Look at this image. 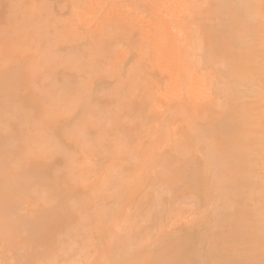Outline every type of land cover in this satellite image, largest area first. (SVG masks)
Here are the masks:
<instances>
[{"label":"bare ground","instance_id":"1","mask_svg":"<svg viewBox=\"0 0 264 264\" xmlns=\"http://www.w3.org/2000/svg\"><path fill=\"white\" fill-rule=\"evenodd\" d=\"M263 113L264 0H0V264H264Z\"/></svg>","mask_w":264,"mask_h":264},{"label":"rangeland","instance_id":"2","mask_svg":"<svg viewBox=\"0 0 264 264\" xmlns=\"http://www.w3.org/2000/svg\"><path fill=\"white\" fill-rule=\"evenodd\" d=\"M159 8H160V10L162 11V13L165 15L166 18H168L171 22L174 21L175 15H174V12L171 10L169 4L163 3V1H162V2L160 3V5H159ZM223 51H224V53H225V50H223ZM227 51H228V50H227ZM226 53H227V52H226ZM229 53H230V52H229ZM230 54H231V53H230ZM242 56H243V55H242ZM225 57H228V56L225 55ZM233 57L235 58L236 56H234V55L230 56V58H233ZM238 57H241V55L238 54L237 58H238ZM223 59H226V58L223 57ZM230 61H231V60H230ZM263 119H264V113H263ZM263 122H264V120H263ZM140 171H141V169H138V170H137V173L140 172ZM137 173H135V174L137 175ZM140 174H141V172L139 173V175H140ZM137 176H138V175H137ZM193 209H194V207H191V208H190V211H192ZM20 215H21V214H20ZM23 215H24V214H22V216H23ZM17 216H18V215H17ZM85 230H86V228H85ZM87 230H88V227H87ZM83 232H85V231H83ZM83 232L81 233L82 235L85 234V233H83ZM86 233H88V232H86ZM85 235H86V234H85ZM85 235H84V237H85ZM79 237H81V236L79 235ZM82 238H83V237H82ZM82 238H81L80 240H82V242H83L84 238H83V239H82ZM85 238H86V237H85ZM77 239H78V237H77ZM85 240H86V239H85ZM85 240H84V241H85ZM87 240H88V236H87ZM85 242H86V241H85ZM78 243H79V244H78ZM78 243H77V244L80 245V244H81V241L78 242ZM83 243H84V242H83ZM77 244L74 243L75 246H76ZM84 244H87V243H84ZM74 245H73V250H74V253H75V252H77L78 250L74 249V248H75ZM78 245H77V248H78ZM85 246H86V245H85ZM85 246H84V248H85ZM87 246H88V245H87ZM81 247H82V245H81ZM81 247H80V248H81ZM84 248H83V249H84ZM78 249H79V248H78ZM81 249H82V248H81ZM85 249H87V248H85ZM85 249L82 250V251L84 252V253H82V255H84L86 252H87V254H89V253L91 252V250H92V248H90V246L88 247V249H87L86 251H85ZM89 250H90V252H88ZM78 252H79V251H78ZM67 253H68V252H67ZM70 253H71V251H70ZM70 253H69L68 256L70 257V261H71V263L73 264V261H75V260H73V259H71V258H76L78 255L75 254L76 257H74V256L71 257L72 254H74V253L72 252L71 255H70ZM77 254H78V253H77ZM87 254H86V255H87ZM90 254H91V253H90ZM90 254L87 255V256H89V258H90ZM82 255H81V256H78V257H79V258L84 257L85 259L87 258V257H85V255H84V256H82ZM69 257H68V258H69ZM68 258H67V264H68V263L70 264V262H68ZM79 258H78V259H79ZM89 258H87V260H89ZM82 259H83V258H82ZM82 259H79L78 261L81 260V262H83L84 259H83V260H82ZM76 260H77V259H76ZM11 261H12V260H11ZM81 262L78 263V262L76 261L77 264H81ZM85 262H89V261H85ZM12 263H13V262H12ZM74 263H75V262H74ZM76 263H75V264H76ZM83 264H88V263H84V262H83ZM89 264H90V262H89Z\"/></svg>","mask_w":264,"mask_h":264}]
</instances>
